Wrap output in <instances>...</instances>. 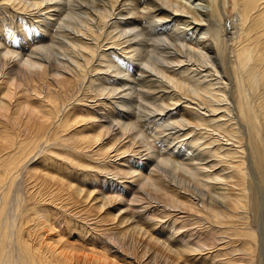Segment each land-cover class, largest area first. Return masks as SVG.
<instances>
[{"label": "bare ground", "instance_id": "obj_1", "mask_svg": "<svg viewBox=\"0 0 264 264\" xmlns=\"http://www.w3.org/2000/svg\"><path fill=\"white\" fill-rule=\"evenodd\" d=\"M36 24L58 47L31 52L43 70L0 50V264H222L213 230L263 263L264 0H0L7 45L28 53ZM151 107L186 156L210 149L228 174L186 178L163 140L162 158L143 155L128 121ZM66 168L118 193L84 191ZM24 177L37 194L23 198Z\"/></svg>", "mask_w": 264, "mask_h": 264}, {"label": "rangeland", "instance_id": "obj_2", "mask_svg": "<svg viewBox=\"0 0 264 264\" xmlns=\"http://www.w3.org/2000/svg\"><path fill=\"white\" fill-rule=\"evenodd\" d=\"M144 21H146V19L144 20ZM31 23H33V24H35L33 21H30ZM32 24V25H33ZM39 24V23H38ZM38 24H36L37 26H39V28L37 27V32H35L36 34L35 35H28V34H24V33H22V34H20V38H23L22 36L24 35V38L26 37V39L28 40V42L27 41H25L24 43H25V46H28V44L29 45H31V41H30V39L32 38V37H35V39H34V46H33V48L28 52V53H25L24 51H23V49L21 48V43H19V42H17V43H14V44H10V46H9V44L7 45V43L5 42V40L7 39V37L6 36H2V34L3 33H1L0 32V50H3V51H7V50H10L13 54H15V55H19V58L21 59V58H24V59H32V61L33 62H37L36 63V66H35V69L36 70H38V69H42L43 70V68H42V66L43 65H41V63H38V60L36 59L38 56L37 55H33L32 53H44V51H42L44 48V50L46 51V52H49L50 54H51V56H52V58L53 59H55V57H56V52H55V49L57 50V46H51V44H52V42H53V40H54V36H52L53 37V39H52V37H50V35L48 34V33H46V32H44L45 30H44V26L43 25H38ZM31 25V26H32ZM143 25H146V23H144ZM40 26L43 28H40ZM147 26V25H146ZM33 30V29H32ZM41 30V31H40ZM32 32V31H31ZM39 32H40V34H39ZM46 33V34H45ZM34 34V33H33ZM41 34H42V36H44V38L41 36ZM55 34V33H54ZM49 35V36H48ZM31 37V38H30ZM48 37V38H47ZM50 37V38H49ZM23 38V40H26V39H24ZM30 38V39H29ZM2 40V41H1ZM32 40V39H31ZM44 40V41H43ZM4 41V42H3ZM28 44H27V43ZM29 42H31V43H29ZM6 43V44H5ZM10 47V48H9ZM53 47V48H52ZM37 48V49H36ZM36 49V50H35ZM32 52V53H31ZM37 56V57H36ZM33 57V58H32ZM35 57V58H34ZM19 58H17V60H19ZM29 59V60H30ZM11 62H13V61H11ZM112 63V62H111ZM114 63V62H113ZM112 63V64H113ZM17 64L18 63H16V62H14V64H12L9 68H11L12 66L14 67V66H16L17 68L19 67V65L17 66ZM120 64V62H115V64H113V66H114V68L111 70H109V73H108V75L109 76H114L115 75V73H112L111 71H114L115 70V68H116V66L117 67H119V66H121V65H119ZM125 69V68H124ZM42 70H39V71H42ZM116 70H117V68H116ZM105 72H106V70H104V83L106 84V86L109 84V83H116L115 81H113V82H109V81H107V79H106V77H107V73L105 74ZM121 71H119V73H120ZM124 72V71H123ZM123 72H121L120 74H122V75H125ZM110 73L112 74V75H110ZM114 74V75H113ZM16 78H17V76H16ZM113 80H115V79H113ZM117 80V79H116ZM20 83H22L23 81H19ZM109 82V83H108ZM121 81L119 80L118 81V85L120 84V85H122L121 83H120ZM102 83V82H101ZM108 83V84H107ZM109 87H111V86H109ZM74 95V96H73ZM72 97L73 98H69L70 99V102L72 103V102H74L75 103V101H76V103L78 102L79 103V100L78 99H80V98H82L83 96L81 95H79V97H78V94H74V93H72ZM75 98H76V100H75ZM82 104L83 105H81V106H85V105H87V102H82ZM109 106L111 107V110H112V106H113V110H114V107H115V109H116V114L117 113H119L120 115H119V117H120V119H122V120H120V121H125V120H127V119H129V115L128 114H125V112H123V111H121L117 106H115V105H110L109 104ZM82 108H84V107H82ZM81 108V109H82ZM152 108V107H151ZM80 108L79 109H77L76 111H78V110H80V111H82ZM109 109V108H108ZM112 110V111H113ZM120 110V111H119ZM143 112L145 113V115H142V117H141V119L139 118V117H136V118H134V119H131V120H129L128 122L130 123L131 121H132V124L135 126L134 127V134H136L137 135V137H138V139H137V146H136V148L137 149H140L141 151H142V153H143V155L144 154H147L148 153V151L149 152H151L152 154H154V155H157V157H161V154H163L164 152H166V151H164V149H163V147H164V143H168L167 144V146L166 147H168V153H174L175 155H179L178 156V159L177 158H175V159H177V160H175V159H173V158H171L170 160V163L172 162V160H175V161H177L178 163H179V165H180V167H179V165H178V167L176 166L177 164L175 163V161H173L171 164H173L174 163V165L177 167V168H180V169H178V171L179 170H182V173L180 172V174H182V175H184V176H186V178H190L192 181H195V179L196 180H204V181H208V179H207V176L208 177H213V178H216V177H222V176H225V175H227L228 174V171H225V166H223V165H221V164H219L218 162V160H216V158H214V157H212L211 156V154H210V149L209 150H206V151H200V154L198 155V156H195V158L193 157L192 158V156L191 155H185V154H187V148H185L184 147V144H186L187 142L186 141H188V140H185V142H180L181 140H174V137L175 136H177V135H182V133H179V134H175L174 136H173V138H171V136H168L169 134H173V133H175L176 131H174V127H172V126H168V123H167V121H164V124L162 125V121H160V117H158L157 119H154V121H156V122H151L152 120H151V116H154V115H156V116H158V114L159 113H154V109L152 108L151 110H143ZM148 112V113H147ZM152 114H150V113ZM146 113H147V115H146ZM115 114V113H114ZM115 114V115H116ZM154 114V115H153ZM117 116V115H116ZM122 116V117H121ZM145 116V117H144ZM151 118H150V117ZM118 117V118H119ZM145 119V120H144ZM159 119V120H158ZM143 121V122H142ZM158 121H160V122H158ZM154 123H155V125H154ZM159 124V125H158ZM155 127H159V128H155ZM78 129H80V132H83V128H78ZM172 129V130H171ZM23 132V131H22ZM87 132V131H86ZM24 134L23 135H25V132H23ZM158 134H159V136L160 137H162V139H160V140H157V138H158ZM164 137V138H163ZM182 137V136H181ZM167 139V141L166 140H164V139ZM169 138H171L170 140H168ZM182 139V138H181ZM164 141V143H163V141ZM208 139H206L205 141H207ZM129 141V140H128ZM173 142V143H172ZM224 142V141H223ZM223 142H222V144H223ZM148 144V145H147ZM183 144V145H182ZM224 144H225V142H224ZM147 145V146H146ZM168 145H170V146H168ZM138 146L140 147V148H138ZM142 146V147H141ZM216 146V145H215ZM212 147H214V146H212ZM147 149V150H146ZM185 149V150H184ZM160 150H162V151H160ZM178 150V151H177ZM180 150V151H179ZM144 151V152H143ZM166 152V153H167ZM177 152V153H176ZM180 152H182V153H180ZM126 154H129V155H125V157H130V156H132L133 154L132 153H129V152H127ZM168 155H166L165 157H167ZM171 156V155H170ZM170 156H168V157H170ZM122 158H124L123 156H121ZM121 157H119V158H117V159H119V160H117V163H120V161H121ZM199 157H200V159H199ZM162 158V157H161ZM218 161V162H217ZM158 162H160L159 160H158ZM161 163V162H160ZM201 164V165H200ZM173 165V167H172V165H168V167L167 168H169V166H170V168H169V170H166L168 173L170 172V174L171 173H174L173 171H176L177 170V168L175 167ZM215 165V166H214ZM164 167V166H163ZM162 167V168H163ZM166 167V166H165ZM165 167H164V169H165ZM171 167L173 168V169H171ZM210 167V168H209ZM174 168L176 169V170H174ZM69 170H71V169H69ZM69 170H68V168H66L65 170L63 169V170H59L58 171V173L59 174H61L62 176H65L66 177V179H67V181H69L72 185H73V183H74V186H79V187H81L82 186V188L84 189V191H94V190H98L104 197L105 196H111V195H115L116 193H118L117 192V189H118V187H113V186H98L95 182H93V181H89L88 183L87 182H85L84 183V180H83V176L81 177L80 175H79V177L77 178V175L76 174H70L69 173ZM173 170V171H172ZM65 171V172H64ZM183 172H184V174H183ZM214 172H215V174H214ZM66 173V174H65ZM67 173H69V174H67ZM178 173V172H177ZM72 175V176H71ZM192 176V177H190V176ZM25 176V175H24ZM68 176V177H67ZM76 176V177H75ZM195 177V178H194ZM205 177V178H204ZM70 180H69V179ZM194 180H193V179ZM24 181H22L23 183V185L21 186V189L25 186V188H24V194H23V192H22V195H25L23 198H27L28 196H29V194L31 195V194H33V193H35L36 191L37 192H39L38 190H39V188L38 187H36L35 188V186L33 185V182L31 181V183H29L30 182V180L31 179H28V180H26V178L24 177ZM29 181V182H28ZM83 181V183L81 184V182ZM116 181H118V180H116ZM121 181V180H120ZM68 182V183H69ZM119 182V181H118ZM213 182V181H212ZM29 183V184H28ZM211 183V182H210ZM28 184V185H27ZM121 184V183H120ZM255 184H256V188H257V191H258V193H259V196H260V198L262 199V201H264V187L262 186V184L259 182V181H257L256 180V182H255ZM32 185H33V187H32ZM51 185V184H50ZM224 185V186H223ZM226 183H224V182H222L221 183V186L223 187V188H225L226 186ZM54 185L52 184L51 186H49V188L50 187H53ZM87 186V187H86ZM221 186H219V187H221ZM94 187V188H93ZM221 187V188H222ZM31 188H33L31 191H30V189ZM37 188H38V190H37ZM54 188H56V191H59L58 190V188H57V186L56 187H53V189ZM86 188V189H85ZM26 189V190H25ZM52 188H51V190H53ZM25 191H29L28 193L27 192H25ZM32 192V193H31ZM25 193H27V194H25ZM64 193H66V192H63L62 194H64ZM35 194H37V193H35ZM28 195V196H27ZM48 195H47V192L45 193V195H44V198H46ZM129 196V195H128ZM39 197V199H38V201L42 204V202H41V197L40 196H38ZM47 198H49V197H47ZM151 201H153V200H151ZM155 201V200H154ZM155 203V202H154ZM151 204V205H156V203L155 204ZM252 217H254V212L252 213V215H251ZM213 228V227H212ZM201 231L203 232V233H206V229L204 230V229H201ZM68 233H70V234H74L73 232H71V231H69ZM213 233V234H212ZM216 233V234H215ZM218 234V236L220 237H216V235ZM211 238H213L215 241H213V244H211V245H214V246H216L215 244H216V241H217V248L218 249H224V253L222 254V256L220 257V261H221V263L223 264H229V263H231V264H249L247 261H246V257H248L246 254H245V252H243V250H241L242 248H241V246L242 245H240V242L241 241H233L234 243L233 244H231L232 242H229V240H231V238H233V237H229V240L227 239V237H223V236H220L221 235V233L220 232H216V230H213V232H211ZM213 235H214V237H213ZM204 237H206V235L204 234L203 235ZM210 238V240L212 241L213 239H211ZM68 241H69V243H73L74 242V240H73V238L72 237H68V238H66ZM217 239V240H216ZM224 239V240H223ZM226 244H225V243ZM227 243H229V244H227ZM242 243V242H241ZM219 244V245H218ZM235 244H237V245H235ZM233 245V246H232ZM239 245H240V247H239ZM219 246V247H218ZM236 246V247H235ZM235 247V248H234ZM237 247H239L240 248V250H241V252H240V250H239V248H237ZM156 248V252H158L159 251V248H157V247H155ZM154 248V249H155ZM217 248H215L216 250H217ZM238 250H237V249ZM237 250V251H236ZM207 252H209L208 250H206L205 252H204V254H206ZM163 253V255H165L164 256V259L167 257V259H165V260H169V263H171V261H173L171 264H185L184 262H187V261H189L190 260V258H189V256H188V258H186V257H184L183 259L182 258H177V257H173V255H172V257H171V254H169V253H167L166 254V252H162ZM171 258V259H170ZM246 258V259H245ZM182 259V261H180ZM189 259V260H188ZM187 260V261H186ZM181 262V263H180ZM188 263V262H187ZM258 264H264V261H263V263L262 262H260V263H258Z\"/></svg>", "mask_w": 264, "mask_h": 264}]
</instances>
